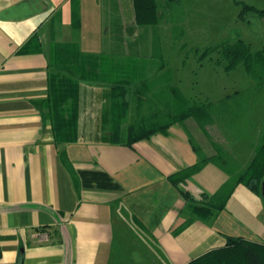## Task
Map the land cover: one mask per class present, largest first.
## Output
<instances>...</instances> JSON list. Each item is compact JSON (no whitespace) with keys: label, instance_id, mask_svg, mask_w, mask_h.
<instances>
[{"label":"crops","instance_id":"obj_1","mask_svg":"<svg viewBox=\"0 0 264 264\" xmlns=\"http://www.w3.org/2000/svg\"><path fill=\"white\" fill-rule=\"evenodd\" d=\"M122 1L0 0V264H189L225 246V234L264 242V197L245 185L212 216L195 214L183 196L212 195L230 173L201 181L209 163L184 182L171 181L198 161L188 132L208 156L216 154L194 118L131 146L115 143L111 85L83 81L79 137L56 140L47 110L37 106L50 94L54 43L77 42L85 53L121 59L146 56L143 43L154 38L138 40L133 2ZM167 69L180 88L170 64L136 68L146 79ZM161 84L143 96L140 116L154 111L148 97ZM127 96L133 115L139 97ZM234 146L229 153L238 172L255 147Z\"/></svg>","mask_w":264,"mask_h":264},{"label":"trees","instance_id":"obj_2","mask_svg":"<svg viewBox=\"0 0 264 264\" xmlns=\"http://www.w3.org/2000/svg\"><path fill=\"white\" fill-rule=\"evenodd\" d=\"M179 3L181 0H169ZM135 10V26L156 27L162 20L159 0H133ZM256 10L264 17V9ZM213 51L212 47L204 49L199 60H204ZM221 58L217 61L230 71L240 63H244L247 71L255 78L261 76L264 85V58L261 53L254 54L250 46L241 38L234 43H224L219 47ZM153 58V56H152ZM49 97L37 102V106L49 119L56 140L59 143L76 141L78 139L79 95L80 84L83 81L111 85L112 104L110 113V136L112 142L124 141L128 145L150 138L158 132H166L175 123H184L188 118H194L203 132L209 138L216 154L208 156L195 137L188 132L189 141L193 146L198 161L188 168L178 171L170 177L179 184L201 171L209 163L218 164L230 173L228 180L219 191L212 195L204 194L196 199L188 191L183 196L191 210L201 216H212L224 210L236 187L245 185L251 191L263 196L264 190V136L257 146L254 157L249 165L237 174H232L226 162L223 147L213 140L209 126L215 121L219 104L213 102H196L188 98L179 87L172 85L173 72L167 69L163 73L146 79L136 68L146 65L147 61L130 55L124 59L108 53H85L79 43H54L50 55ZM262 64L257 72L255 65ZM167 62L162 58L159 67L164 69ZM263 75V76H262ZM162 83L148 97L150 104L155 103L153 112L147 117L140 116L141 106L145 102L143 96ZM133 91L139 97V105L134 107L131 115L132 101L128 92ZM43 111V112H44ZM131 117V118H130ZM130 119V120H129ZM128 123L127 135L122 136L123 126ZM65 158V153L62 152ZM264 197V196H263ZM226 245L213 249L189 264H264V242L248 239L244 236L225 234Z\"/></svg>","mask_w":264,"mask_h":264},{"label":"rangeland","instance_id":"obj_3","mask_svg":"<svg viewBox=\"0 0 264 264\" xmlns=\"http://www.w3.org/2000/svg\"><path fill=\"white\" fill-rule=\"evenodd\" d=\"M126 1L128 0L122 2ZM159 2L160 12L163 13L161 24L156 27L139 26L141 35L138 40L145 36L151 40L154 38L151 43L142 42L146 65H159L162 58L165 59L167 65L176 69V81L188 98L196 102L220 105L209 131L213 140L223 147L232 174H237L249 164H240L241 169L236 172L229 149L240 145L242 149L255 147L256 151L263 140L264 85L261 76L253 77L244 63L226 71L225 61L217 63L222 59L219 47L241 38L254 54L261 53L264 58V17L247 7L249 5L259 10L264 9V0ZM112 31L113 26L109 33L112 34ZM208 47H212L213 51L200 61L199 56ZM255 66L257 72L262 69V64ZM240 142L248 145L244 146ZM240 159H244L243 155ZM219 169L220 171L211 163L204 174L199 176L200 180L215 181L213 174L216 172L229 173L220 166Z\"/></svg>","mask_w":264,"mask_h":264},{"label":"water","instance_id":"obj_4","mask_svg":"<svg viewBox=\"0 0 264 264\" xmlns=\"http://www.w3.org/2000/svg\"><path fill=\"white\" fill-rule=\"evenodd\" d=\"M264 185V184H263ZM263 196H264V190H263Z\"/></svg>","mask_w":264,"mask_h":264}]
</instances>
